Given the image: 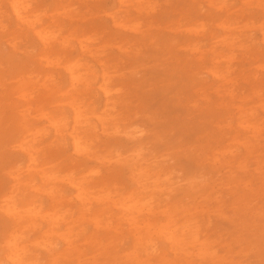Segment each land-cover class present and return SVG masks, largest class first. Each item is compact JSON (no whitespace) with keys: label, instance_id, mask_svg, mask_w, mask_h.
Returning <instances> with one entry per match:
<instances>
[{"label":"rangeland","instance_id":"rangeland-1","mask_svg":"<svg viewBox=\"0 0 264 264\" xmlns=\"http://www.w3.org/2000/svg\"><path fill=\"white\" fill-rule=\"evenodd\" d=\"M22 2L29 5L30 12L23 13L26 18H31L32 13L37 15L34 30L23 23L19 27L15 24L9 0H0V9L4 12L7 37H16L19 47L14 56L16 62L23 64L27 60L32 76L41 68L42 77H49L54 96L47 94L43 106L46 111L53 110L54 105L59 104L62 93L67 91V74L63 66L67 60L77 56L81 42L91 51L79 56L82 62L92 66L97 74L103 69L100 64L104 65L109 73L110 100L116 110L110 112L109 117H115L120 124L122 121L132 123L145 131L137 138L144 141L143 154L154 156V153H163L168 158V165L165 166L173 168L175 182L187 179L194 170V161L207 157L203 170L212 173L209 175L213 176L217 185L211 189V194L206 192L209 198L202 202L207 214H204L206 223L200 237L209 243L205 244L209 251L207 254H215L201 257L195 255L197 250L193 249L190 264H264V256L253 247L255 242L249 243V249L237 244H231V248L226 245L234 228L230 222L236 214L232 210L233 200L236 201L234 207L244 213L248 224L258 228L264 225L261 218L249 211L250 208L264 206V122L250 119V123H258L252 125L256 127L241 130L236 127V119L227 116L233 115V107L239 103L252 108L259 113L258 116L263 115L264 44L244 50L238 46V39L243 32H247L253 40H260L264 28V0ZM47 31L57 33L59 43H52V38H49L50 46L43 48L36 34L40 32L47 36ZM7 50L1 34L0 55L6 54ZM28 50L30 56L24 52ZM35 55H41L43 59L47 56L53 63L49 66L43 63L39 67L33 61L32 56ZM229 57H232L231 60ZM226 65L229 66L228 72ZM211 66H217L216 70L224 74L225 80L212 79L203 74L211 85H199L196 72ZM11 68L0 57V195L13 183L9 176L11 168L23 167L28 162L22 149L16 147L18 139L9 103L16 102L21 108L29 106L30 115L34 116L35 100L39 105L45 96L43 89L34 88L30 96L13 100L19 85L16 83L18 76L11 72ZM100 83V79L96 80L94 87ZM95 90L85 96H91L96 112H100L102 95ZM63 103H67V99ZM62 109L70 125L73 113L67 105L57 107L58 111ZM36 124L41 128L40 142L36 143L39 147L37 162L59 169L57 198L58 201L62 199L68 210L57 231L61 235L69 234L70 246L67 253L58 258L57 264H124L120 255L130 251L133 237L129 232H135L139 224L127 225L115 217L111 218L110 214L109 228L95 229L91 222L84 221L89 215L81 224H75L73 220L76 221L79 216V203L73 184L77 181L78 184L83 183L84 192L91 197L89 201L92 202L90 208L93 212L105 208L101 200L109 198V203L120 200L133 185L129 179L130 164L120 162L117 153L125 152L130 146L132 148L133 140H129L122 131L112 133L113 123H109L106 133L98 129L100 135L92 151L86 154H98L101 158L109 156V163L97 167L90 156L72 154L70 150L65 153L56 151L55 146L50 144L53 131L47 122L41 119ZM108 144L109 155L106 154ZM213 150L221 154H209ZM257 151L262 154H256ZM120 155L126 156V153ZM212 160L217 162L215 168L219 172L209 168ZM259 165L261 168L256 169ZM96 167L98 173L89 172ZM71 168L73 171L67 172ZM228 170L233 171L236 177L234 183H226ZM25 177L24 172L22 179L25 180ZM35 181L39 183L38 173L35 174ZM97 189L102 191L94 196L93 192ZM199 193L196 188L176 189L169 194V199L172 203L191 204ZM39 197L43 209L49 211L50 192L45 191ZM39 224L42 230L46 229L44 222ZM13 228L14 222L0 213V242L5 231ZM241 234L239 243L248 239L246 231L242 230ZM37 237L39 232L33 229L17 242L23 244ZM89 240L98 243L102 250L87 245ZM157 244L159 247L165 245L164 240H158ZM63 246L59 242L56 251L64 250ZM79 249L82 251L80 257L76 253ZM0 254L4 253L0 251ZM35 254L41 264L47 263L48 254L44 249H36Z\"/></svg>","mask_w":264,"mask_h":264},{"label":"bare ground","instance_id":"bare-ground-1","mask_svg":"<svg viewBox=\"0 0 264 264\" xmlns=\"http://www.w3.org/2000/svg\"><path fill=\"white\" fill-rule=\"evenodd\" d=\"M9 5L15 24L18 27L19 24L23 23L24 25H28V28L35 29L34 24L38 20L37 15L32 13L31 18L28 19L23 14L30 12L28 4L22 2V0H9ZM3 13L0 9V35L2 34L8 50L6 54L0 55V57H3L11 65L13 68L10 69L11 72L15 73V76H18L16 83L19 86H17L13 100L30 96L34 92V88L43 89L45 96L42 97V102L39 105L38 100H35L37 107L34 110V116L30 115L29 106H23L21 108L13 101L8 106L10 107L9 113L14 124L15 135L18 139L16 147L22 149L28 162L23 167L11 168L9 176L13 183L0 195V213L5 214L9 220L14 222V228L10 231H5L3 239L0 242V251L4 253L0 254V264H41L38 259L39 257L35 254L36 249L40 248L44 249L48 254V261L45 264H57L58 258L66 254L70 246L69 234L61 235L57 231L59 223L68 213V210L63 205L62 199L58 201L57 198L58 189L60 188L58 185L59 177L57 175L59 169H54L53 166H47V163L39 164L37 162L39 147L36 143L38 140L40 142L38 137L40 136L41 128L38 127L36 121L41 119L46 121L48 127L53 131V140L50 141V144L55 146L56 151L65 153V151L70 150L72 154L90 156L96 162L97 167L101 164L109 163V156L101 158L98 154H86L92 151L93 144L100 135L98 129L106 133L109 128V123H113L112 133L115 134L122 131L129 140H133L132 148L130 146L128 149H123L125 152L122 153H126V156H121V152L117 153L120 162L130 164L129 179L131 185H133L131 190L123 193L120 200L113 203H109V198L101 200L105 208L102 211L93 212L90 208L92 202L89 201L91 197L84 192L83 183L80 182L78 184L77 181L73 184L74 189L77 191L75 198L79 203V216L76 219L78 222L75 219L73 220L75 224L88 221L97 230L109 228V214L111 218L115 217L127 225L139 224L135 232H129L133 237L130 251L120 255L123 258L122 261L125 262L124 264H190L193 249L197 250L194 253L195 255L201 257L208 255L212 257L215 252L207 254L209 251L205 244L209 243L206 240L202 241L200 237L201 232L204 230L203 224L206 223L204 221V214H207L202 202L209 198L206 192L211 194V189L217 185L213 176L209 175L212 173L203 170L207 157L205 156L200 160H195L194 170L190 172L187 179H183L181 182H175L173 180V168L171 166H165L168 165L166 162L168 158L163 153H154V156L143 154L141 150L144 141L142 139L137 140V138L143 135L145 131L140 127L134 126L132 123L122 121L120 124L118 123L119 120H117L118 122L115 120V117H109L110 112L116 111L114 102L110 100L112 89L109 86V73L104 65L100 64V67L103 69L97 74V71L92 66L82 62L79 56L90 53L91 51H88L86 49L87 46L81 44V42L78 44L77 56L67 60V64L63 66L67 74V91L62 93L59 104L54 105L53 110L46 111L43 106L47 100V94L54 96V90L51 84H49V77H42L43 72L41 68L32 76L31 74L33 72L30 70V62L26 63L27 60L23 61V64L16 62L14 56L19 52V47L17 46L14 35L7 37L8 30L4 22ZM45 34L49 37L41 35L40 32L36 34L43 48L50 46L49 38H52V43L55 41L59 43L56 39L57 33L54 34L52 31H47ZM260 43L264 44V28L261 31V38L258 41L253 40L252 36H249L247 32H243V36L238 39V46L244 48V50L260 45ZM24 52L30 56L29 50ZM32 57H34L33 61L39 67H42L43 63L48 66L53 63L47 56L44 59L41 58V55ZM216 58L213 57V59ZM229 58L231 60L232 57ZM216 68L217 66L205 67V69L196 72L198 74V84L201 85L204 83L205 86L211 85L202 76L203 74L212 79L225 80L226 77L224 74L219 73ZM226 70L228 72V65H226ZM98 79L101 80V83L98 87H94ZM130 80L133 81L134 79ZM194 83L197 84V81ZM95 89L102 95L100 112H96L93 100H90L91 96H85V94L91 93L92 90L96 91ZM65 99H67V103H63ZM64 105L69 106L73 113L70 125H68L67 118L64 116L63 109L62 111L57 110L58 106ZM244 105V103L234 105L235 112L233 115H227L228 117L236 119V127L241 130H248L250 127L255 128L256 126L252 125H257L258 123H253V121L250 123V119H255L257 122L258 120L264 122V104L261 106L263 113L261 116H258L259 113L253 111L252 108L245 107ZM233 139L235 140L236 137ZM106 149V154L109 155V144ZM209 154L221 153L218 150H213ZM256 154L262 153L257 151ZM216 163V161L212 160L209 168L218 171L215 168ZM97 167L91 169L89 172L92 174L98 173L99 170H97ZM260 168L261 165L256 169ZM71 171H73V168L67 172ZM24 172L26 174L25 180L22 179ZM36 173L39 174V183L35 181ZM227 177V184L236 181V177L231 170L227 171ZM61 181H65V179H61ZM188 188H196L200 191L191 200V204L171 202V199H169L170 193L176 189L186 190ZM45 191L50 192L51 196L49 211L43 209L41 197H39ZM99 191L102 190H95L93 195L98 196L97 193ZM106 195H109V193ZM198 198L200 199L198 200ZM235 199L241 200L240 198ZM235 205L236 201L233 200L232 210L236 214L230 219L234 228L230 232V239L226 244L227 247L231 248V244H237L239 246L242 245L243 249H249V243L255 242L253 243V247L256 248L255 251L259 249L258 254L264 256V225L258 228L255 225L248 224L245 220L244 213L241 214L242 212L234 207ZM115 209L117 213H115ZM249 211L256 214L264 222V206L258 208L253 207ZM104 213L105 215H103ZM87 215H89V218L84 220ZM157 216L160 218L158 219ZM39 222L41 224L42 222L45 223V230L41 229ZM33 229H37L39 237L31 241H26L23 244L17 242L19 239L25 238L26 233ZM242 230L248 233V239L245 240L244 238L245 241L239 243ZM158 240H164L165 245L159 247L157 244ZM89 241L87 245L98 247L99 251L102 250V247L98 243H94L92 240ZM59 242L64 245V250L61 252L56 251V246ZM76 253L80 257L82 254L81 249L76 250ZM93 258V260L97 261L96 257ZM95 264L98 263L96 262Z\"/></svg>","mask_w":264,"mask_h":264}]
</instances>
